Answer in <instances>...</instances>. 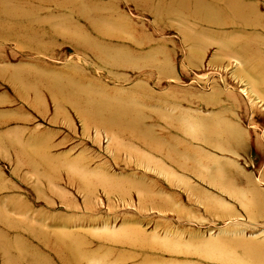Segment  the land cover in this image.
Returning a JSON list of instances; mask_svg holds the SVG:
<instances>
[{
  "label": "rangeland",
  "instance_id": "obj_1",
  "mask_svg": "<svg viewBox=\"0 0 264 264\" xmlns=\"http://www.w3.org/2000/svg\"><path fill=\"white\" fill-rule=\"evenodd\" d=\"M234 1L231 34L133 0H0V264H75L72 238L87 264H256L264 0Z\"/></svg>",
  "mask_w": 264,
  "mask_h": 264
},
{
  "label": "bare ground",
  "instance_id": "obj_2",
  "mask_svg": "<svg viewBox=\"0 0 264 264\" xmlns=\"http://www.w3.org/2000/svg\"><path fill=\"white\" fill-rule=\"evenodd\" d=\"M166 1H169V2H166ZM208 1L213 2V0H159L156 6L153 5L154 0H133L132 3L134 4V6H136V9H142L146 11H148L151 8L152 9L153 8L164 9V10L171 9L173 12L178 11L175 14H171L170 11H168L170 17L172 18L175 17V15L177 16L178 13H181V15H188L190 17L191 15H193L195 20L200 18L201 23L203 25H207V27L215 28V27L221 26L220 28H223V29L225 27H228L232 32L231 34L235 33L237 30L241 31L239 29L240 25L244 23L245 20L246 21L250 20L249 15H247L246 11L244 10V7H238L234 0H214L216 6L209 4ZM220 3L221 5L220 7H218ZM219 8H223V9H219ZM165 12L166 10L162 11V13H165ZM235 26L238 28L234 29ZM98 51L103 53V51L101 50H98ZM45 82H46V87H53L57 89V92H58L57 96L60 95L61 96L60 98H63L64 100L67 99L66 96L68 95V93L58 83L55 82L54 84H50L47 81H44L43 83ZM105 109H106V112H103L104 115L109 116L110 115L109 107L108 109L107 108ZM112 115L113 114H111L109 117L112 118L113 122L116 120V122H114L115 124L114 123L111 124L109 123V120H107L106 122H102L101 125H103L104 127H110L111 125L112 126L119 125L118 123L120 122V119H119L120 117L119 116L116 117ZM56 168L58 167L54 166V170L50 169L49 171H57ZM58 179H59L58 176H56L53 182H56ZM57 242H59V240ZM73 243H77L75 238L71 239V243L68 241L67 248L69 249V251L67 254L72 253L76 256L75 264H77L78 262L79 264L83 262L87 264L89 257L92 256L93 253H96V251L95 252L91 250L89 251L86 248V243L85 244L78 243V246L76 249L77 251H74ZM146 248L150 250V247H146ZM250 253L253 256L252 259H254L253 260L254 263L259 264L257 260L262 261V262L264 261V253H262L261 251H258L256 249V251H250ZM67 254H63L62 256L60 254L58 260L64 263ZM106 255L108 254L106 253ZM123 260L124 259L118 260L116 263L123 264L125 262ZM31 264H34V263H31Z\"/></svg>",
  "mask_w": 264,
  "mask_h": 264
}]
</instances>
